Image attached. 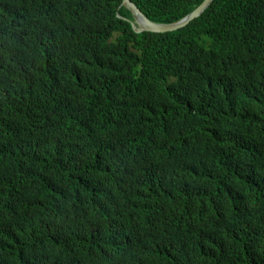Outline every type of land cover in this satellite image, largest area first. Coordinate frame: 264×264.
<instances>
[{"label": "trees", "instance_id": "trees-1", "mask_svg": "<svg viewBox=\"0 0 264 264\" xmlns=\"http://www.w3.org/2000/svg\"><path fill=\"white\" fill-rule=\"evenodd\" d=\"M136 1L169 23L203 0ZM118 3L0 0V264H264V0L145 34L136 85L126 41L86 67L83 36L62 32L88 9L115 21ZM42 10L45 45L17 50L13 29ZM220 209L232 228L184 231Z\"/></svg>", "mask_w": 264, "mask_h": 264}, {"label": "clouds", "instance_id": "clouds-1", "mask_svg": "<svg viewBox=\"0 0 264 264\" xmlns=\"http://www.w3.org/2000/svg\"><path fill=\"white\" fill-rule=\"evenodd\" d=\"M106 1L119 2L116 8L115 21H109L110 19L109 11L103 10L102 13H99L97 10L88 9L87 14L90 16L88 19L81 21L75 19L70 21L71 23L69 22V20H64L62 22V26H64V28L67 27V29L62 32L65 35V37L68 39H74L83 36L81 38V43L83 44V47H80L78 49L83 55H85V59L87 61L86 67H88L90 63L97 58L100 61L103 60V56H105L107 53V51L104 50L105 42L111 44V43H119L120 40L126 41L124 43V46L128 52H138V55L135 58L132 67L130 66V70L123 77L128 81L135 80V78L137 77V80L133 82V85H136V82L141 80L139 74L141 71V66L147 58V50L151 48L148 47L141 51L137 50L138 48L146 44L148 36H146L145 34L149 35L151 33L164 34V33L175 32L182 28H185L192 21L198 18L197 17L188 21L185 25L179 27L178 29L167 32H156L147 29L146 25L142 23L139 19V16H137V12H140L142 15H144L148 19V22L152 23L153 25H174L187 18L198 6L194 10L189 12L187 15L182 17L181 19L166 23V22H161V20L160 21L151 20L145 14V12L140 8L141 5L136 0H105V2ZM121 10L127 11L130 14V16L122 14L120 12ZM42 12L43 13L40 16H38L36 19L29 21V18H27L25 20H22L13 29L14 38L16 41L15 45L17 50L23 47H27L30 44L35 45L37 43H40L45 45V42L50 34V30L54 25V22L53 19L48 16V13H46V11L42 10ZM69 23L70 25H68ZM137 39H139V44L134 45ZM15 60L18 61L16 58ZM202 170L203 172H207L209 174V167H204L202 168ZM65 176L66 175H64V177ZM164 194H163L164 197L170 198L171 200H177L175 197H177L178 194L174 191L165 192ZM63 195L64 192L60 193L58 196L54 198V200L60 201V205L62 203V200H65L63 199ZM171 200L162 201L163 214L161 216L165 219V216L167 217V215H173L177 218V220H179V218L177 217V213L181 208L179 210L177 208H173L171 206ZM166 202L168 203L166 204ZM179 204L180 201H178L177 207L179 206ZM87 212H93V210L90 209ZM103 213L104 216L106 217V210H104ZM207 215H209V219H204L199 221H196L195 219L187 220L186 221L187 227L185 228L184 231H187L188 233L189 230H191L194 227H213L221 224H224L226 226L225 221L227 220H230V224H231L230 228H232L233 211L230 212L229 214H225L224 209H220L219 211H217L215 216H213V214H211V212L209 211ZM240 221L246 222L247 219L243 217L241 218ZM208 248L209 247L204 248L197 246L196 249L200 253L206 251ZM245 256L249 257V261H255L258 258L257 257L258 255L253 253H245Z\"/></svg>", "mask_w": 264, "mask_h": 264}, {"label": "water", "instance_id": "water-1", "mask_svg": "<svg viewBox=\"0 0 264 264\" xmlns=\"http://www.w3.org/2000/svg\"><path fill=\"white\" fill-rule=\"evenodd\" d=\"M211 2L212 0H204L187 18L174 25H153L152 23L148 22V19L140 12H137V16H139L140 21L146 25L147 29L156 32H167L178 29L179 27L185 25L188 21L199 17L201 13L209 7Z\"/></svg>", "mask_w": 264, "mask_h": 264}]
</instances>
